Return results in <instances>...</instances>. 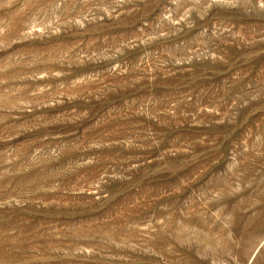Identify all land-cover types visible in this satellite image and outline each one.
I'll use <instances>...</instances> for the list:
<instances>
[{
    "label": "rangeland",
    "instance_id": "1",
    "mask_svg": "<svg viewBox=\"0 0 264 264\" xmlns=\"http://www.w3.org/2000/svg\"><path fill=\"white\" fill-rule=\"evenodd\" d=\"M0 264H264V0H0Z\"/></svg>",
    "mask_w": 264,
    "mask_h": 264
}]
</instances>
